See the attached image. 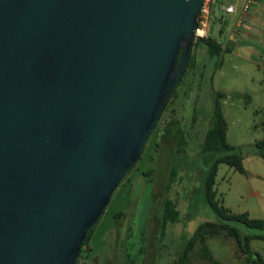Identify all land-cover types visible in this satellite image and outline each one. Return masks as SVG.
<instances>
[{
  "label": "water",
  "instance_id": "95a60500",
  "mask_svg": "<svg viewBox=\"0 0 264 264\" xmlns=\"http://www.w3.org/2000/svg\"><path fill=\"white\" fill-rule=\"evenodd\" d=\"M202 0H0V264H74L190 52Z\"/></svg>",
  "mask_w": 264,
  "mask_h": 264
},
{
  "label": "rangeland",
  "instance_id": "374dc122",
  "mask_svg": "<svg viewBox=\"0 0 264 264\" xmlns=\"http://www.w3.org/2000/svg\"><path fill=\"white\" fill-rule=\"evenodd\" d=\"M219 1L212 0L208 35L220 42L221 50L209 55L204 47L191 44L185 70L137 159L84 237L74 264H176L180 247L197 224L217 219L197 189L206 157L203 136L215 100L226 123L225 140L240 150L243 171L217 163L214 197L232 213L245 212L264 220V158L251 149L264 131V44H257L258 54L253 55L240 53L235 46L230 50L232 38L239 33L227 26L239 20L233 12H221ZM260 2L264 8V1ZM172 163L176 172L169 181ZM164 196L174 201L178 215L161 229ZM230 223L243 233L264 235V227ZM208 229L204 227L202 233ZM230 240L225 247L234 246ZM190 246L195 251L192 255L186 252L184 264H198L201 254L196 249L201 243ZM253 246L264 255V238L254 239ZM225 247L216 245L213 253L228 252Z\"/></svg>",
  "mask_w": 264,
  "mask_h": 264
},
{
  "label": "trees",
  "instance_id": "16d2710c",
  "mask_svg": "<svg viewBox=\"0 0 264 264\" xmlns=\"http://www.w3.org/2000/svg\"><path fill=\"white\" fill-rule=\"evenodd\" d=\"M195 43L196 47H204L209 55H218L221 50V44L213 37L207 35L204 37L193 38L192 43ZM189 59V55L187 60ZM185 68L183 69V71ZM182 71V72H183ZM174 90V89H173ZM173 92V91H172ZM172 94V93H171ZM226 123L222 116L218 102L215 100L210 113L209 124L205 130L202 151L204 153L203 166L199 169L200 176L198 192L201 194L203 201L214 211L217 215L216 220H205L197 224L194 231L187 237L182 246L180 247L176 264H184L185 254L189 245L198 237L202 236V229L208 226L207 233L224 231L227 235L232 236L235 239V243L238 249L244 254L247 261L253 264H264V259L255 251L249 248V239L252 237H264L258 233H246L241 232L236 226L232 225L230 221L242 223L247 227L262 228L264 227V220L260 218L248 217L245 212L232 213L222 205L218 203V200L214 197V173L216 165L219 162H224L229 166L234 167L238 171L242 172L243 168L240 163L241 152L237 147L228 144L225 140ZM252 151L264 158V131L261 137L254 140ZM176 172V165L172 163L171 171L169 173V181L173 179ZM178 215V210L175 207L174 201L164 196L161 200L160 208V226L163 229L168 221H173ZM211 227H214L212 230ZM91 227L86 231L85 237ZM84 241L82 242V244ZM81 244V246H82ZM81 248V247H80ZM80 251V250H79Z\"/></svg>",
  "mask_w": 264,
  "mask_h": 264
},
{
  "label": "crops",
  "instance_id": "0c3cea01",
  "mask_svg": "<svg viewBox=\"0 0 264 264\" xmlns=\"http://www.w3.org/2000/svg\"><path fill=\"white\" fill-rule=\"evenodd\" d=\"M233 15L235 18L237 17L239 23L235 20L233 24L231 23L227 27L229 28L232 26V29H235L237 33H239V36L232 38L233 42L231 43L230 50H232L235 46L237 51L240 53L243 52L245 55L258 54L256 47L258 46L257 44H264V8L262 6V2L257 0L254 6H251L245 13H241L239 6H237ZM245 40H248V42H245ZM238 41H241L240 45H238ZM259 238L263 239L264 237L250 238L249 248L252 251L257 252L264 259V255L253 246V240ZM230 239L234 241V246L229 245L225 247L224 243H227L226 241ZM193 242L201 243V246L196 249V252L197 250H200L199 253L201 254V258L197 260L200 261L198 264H253L245 259L244 254L238 249L235 239L232 236H227L221 233V231L217 233L203 234L202 236L196 238ZM192 243L190 245H192ZM190 245L187 249V254L189 253L192 255L195 250ZM216 245L219 246V248H221V246L225 247L228 249V252L224 254H216V252L213 253V248H215Z\"/></svg>",
  "mask_w": 264,
  "mask_h": 264
},
{
  "label": "built area",
  "instance_id": "2783aa9c",
  "mask_svg": "<svg viewBox=\"0 0 264 264\" xmlns=\"http://www.w3.org/2000/svg\"><path fill=\"white\" fill-rule=\"evenodd\" d=\"M255 0H220L218 9L223 13H232L236 11L237 6L241 13H245L250 4ZM212 0H202L193 28V38L204 37L208 35L209 22L212 17Z\"/></svg>",
  "mask_w": 264,
  "mask_h": 264
}]
</instances>
